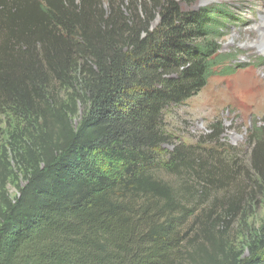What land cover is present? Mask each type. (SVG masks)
<instances>
[{
    "label": "trees",
    "instance_id": "1",
    "mask_svg": "<svg viewBox=\"0 0 264 264\" xmlns=\"http://www.w3.org/2000/svg\"><path fill=\"white\" fill-rule=\"evenodd\" d=\"M229 19L175 0H0V100L53 80L70 90L69 115L81 109L29 163L16 157L25 184L13 202L0 186V264H264L213 239L186 257V209L153 171L194 170L176 146L158 160L171 143L162 114L221 71ZM253 129L251 167L264 177V128Z\"/></svg>",
    "mask_w": 264,
    "mask_h": 264
},
{
    "label": "rangeland",
    "instance_id": "2",
    "mask_svg": "<svg viewBox=\"0 0 264 264\" xmlns=\"http://www.w3.org/2000/svg\"><path fill=\"white\" fill-rule=\"evenodd\" d=\"M175 1L188 11L223 6L230 26L219 41L221 71L196 96L162 114L171 143L162 147L158 160L165 162L176 146L193 161L194 170L172 175L157 168L155 177L173 187L186 209L181 231L186 257L199 249L209 253L212 239L233 257H264V177L251 167L256 145L249 141L253 128H264V39L257 33L264 0ZM224 68L230 72L223 74ZM69 93L67 85L49 80L21 86L4 103L0 100V161L5 153L8 163L0 186L9 201L25 184L16 157L21 154L29 163L37 146L57 139L64 121L79 124L80 107L68 113L73 107ZM4 212L0 200V216Z\"/></svg>",
    "mask_w": 264,
    "mask_h": 264
},
{
    "label": "bare ground",
    "instance_id": "3",
    "mask_svg": "<svg viewBox=\"0 0 264 264\" xmlns=\"http://www.w3.org/2000/svg\"><path fill=\"white\" fill-rule=\"evenodd\" d=\"M262 28L257 30L259 40L262 41L264 39V20H262Z\"/></svg>",
    "mask_w": 264,
    "mask_h": 264
}]
</instances>
